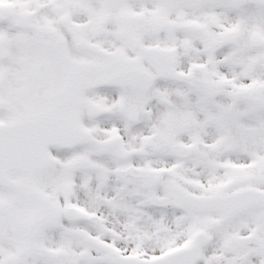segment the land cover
I'll return each mask as SVG.
<instances>
[{
	"label": "snow or ice",
	"instance_id": "1",
	"mask_svg": "<svg viewBox=\"0 0 264 264\" xmlns=\"http://www.w3.org/2000/svg\"><path fill=\"white\" fill-rule=\"evenodd\" d=\"M0 264H264V0H0Z\"/></svg>",
	"mask_w": 264,
	"mask_h": 264
}]
</instances>
